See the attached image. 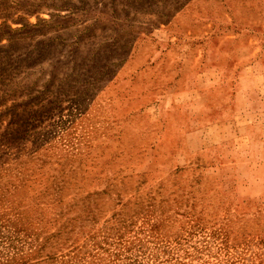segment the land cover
<instances>
[{"label": "rangeland", "instance_id": "rangeland-1", "mask_svg": "<svg viewBox=\"0 0 264 264\" xmlns=\"http://www.w3.org/2000/svg\"><path fill=\"white\" fill-rule=\"evenodd\" d=\"M0 264H264V0H0Z\"/></svg>", "mask_w": 264, "mask_h": 264}]
</instances>
